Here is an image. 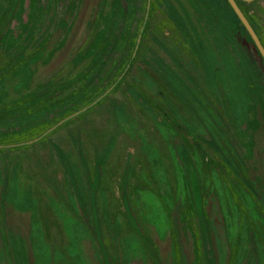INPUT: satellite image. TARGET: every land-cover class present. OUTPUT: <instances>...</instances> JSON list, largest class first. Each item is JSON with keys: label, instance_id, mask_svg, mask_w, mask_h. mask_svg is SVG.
<instances>
[{"label": "rangeland", "instance_id": "obj_1", "mask_svg": "<svg viewBox=\"0 0 264 264\" xmlns=\"http://www.w3.org/2000/svg\"><path fill=\"white\" fill-rule=\"evenodd\" d=\"M151 2L0 0V264H264L248 38Z\"/></svg>", "mask_w": 264, "mask_h": 264}, {"label": "trees", "instance_id": "obj_2", "mask_svg": "<svg viewBox=\"0 0 264 264\" xmlns=\"http://www.w3.org/2000/svg\"><path fill=\"white\" fill-rule=\"evenodd\" d=\"M238 6L240 7V9L243 11V13L245 14V16L247 17V19L249 20V22L251 23V25L253 26L254 30L256 31L258 37L260 38L262 44L264 45V40L263 37L260 35L256 25L252 22L251 18L248 15V9H253L254 6H257L258 8L261 7L262 9L264 8V0H254L251 2H245L243 0H236ZM231 10L233 11V9L231 8ZM157 11L155 4H153L151 2V0H148V5H147V13L149 14L147 16V20L149 18H151V16L153 15V13ZM234 12V11H233ZM234 15L236 16L239 26L242 28V32L238 33V35L243 33V37L248 38L247 42H244L247 44V51L252 59V61L254 62V66L256 68V71L258 72L259 75V82L260 84L263 86L264 88V59L262 58L261 54L259 53V51L257 50L252 38L250 37L249 33L247 32V30L245 29L244 25L241 23V21L239 20V18L237 17V15L234 13ZM243 37H237V39L239 40V42L242 44V42L244 41ZM87 110V108H83L82 111L80 110L81 113L83 111ZM88 111V110H87ZM86 111V112H87ZM262 130V128H261ZM262 134H263V138H264V130H262ZM41 137V136H40ZM258 148H261V156H263V168H264V145L261 143L257 145Z\"/></svg>", "mask_w": 264, "mask_h": 264}, {"label": "water", "instance_id": "obj_3", "mask_svg": "<svg viewBox=\"0 0 264 264\" xmlns=\"http://www.w3.org/2000/svg\"><path fill=\"white\" fill-rule=\"evenodd\" d=\"M227 1L229 2L231 8L233 9L234 13L239 18L241 23L244 25L245 29L247 30V32L249 33L250 37L252 38L257 50L259 51V53L261 54L262 58L264 59V45L262 44V42H261L260 38L258 37L256 31L254 30L253 26L251 25V23L249 22V20L247 19V17L243 13V11L238 6L236 0H227ZM243 1L251 2V1H254V0H243Z\"/></svg>", "mask_w": 264, "mask_h": 264}]
</instances>
